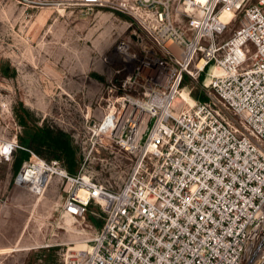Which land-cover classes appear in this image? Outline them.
Listing matches in <instances>:
<instances>
[{"label":"built area","instance_id":"obj_1","mask_svg":"<svg viewBox=\"0 0 264 264\" xmlns=\"http://www.w3.org/2000/svg\"><path fill=\"white\" fill-rule=\"evenodd\" d=\"M118 6L139 32L118 43V80L71 134L79 171L17 136L0 160L30 152L17 187L38 198L56 180L64 216L99 220L69 264H264V0ZM200 81L205 99L178 104ZM88 159L110 161L113 178L126 167L123 181L100 179Z\"/></svg>","mask_w":264,"mask_h":264},{"label":"rangeland","instance_id":"obj_2","mask_svg":"<svg viewBox=\"0 0 264 264\" xmlns=\"http://www.w3.org/2000/svg\"><path fill=\"white\" fill-rule=\"evenodd\" d=\"M120 1L0 0V143L17 136L22 146L20 137L29 129L46 126L71 140L82 114H97L96 103L118 80L112 64L118 43L139 32L134 17L119 11ZM201 82L193 84L192 98L203 94ZM21 151L12 162L0 160V264H69L76 251L89 249L90 226L100 222L64 216L56 180L38 198L17 187ZM41 151L32 152L47 160L60 157ZM28 153L24 161L32 157ZM81 164L76 156L74 173ZM85 165L116 186L126 173L124 167L111 177L116 168L110 161L88 159Z\"/></svg>","mask_w":264,"mask_h":264},{"label":"trees","instance_id":"obj_3","mask_svg":"<svg viewBox=\"0 0 264 264\" xmlns=\"http://www.w3.org/2000/svg\"><path fill=\"white\" fill-rule=\"evenodd\" d=\"M195 99L204 100L205 98L201 94L199 96H195ZM55 131V129L47 126L33 130L29 129L26 136L20 137V143L23 147H26L40 155L42 154V148L48 149L55 154L58 153L60 157L56 159L64 160L69 172L74 173L73 168L75 166L76 150L71 144L72 141L69 136L63 132ZM28 158V152H20V157L17 158L16 161V171L20 169L22 162Z\"/></svg>","mask_w":264,"mask_h":264},{"label":"bare ground","instance_id":"obj_4","mask_svg":"<svg viewBox=\"0 0 264 264\" xmlns=\"http://www.w3.org/2000/svg\"><path fill=\"white\" fill-rule=\"evenodd\" d=\"M215 74L216 75H218V76H222V75H224L225 74V70H223V69H221V68H217L216 70H215ZM182 96H183V98H182V100H180L179 102H178V104H181L182 102H186V103H189V104H193L194 103V99L191 97V96H189L188 95V93L186 92V91H184L183 93H182ZM87 250H85V251H76V252H78V253H83V252H86ZM70 257H73V255H71Z\"/></svg>","mask_w":264,"mask_h":264}]
</instances>
